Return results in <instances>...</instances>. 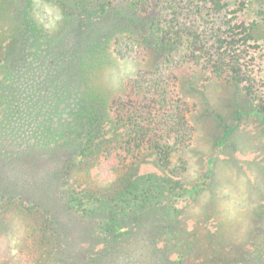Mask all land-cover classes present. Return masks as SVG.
<instances>
[{
    "label": "rangeland",
    "instance_id": "obj_1",
    "mask_svg": "<svg viewBox=\"0 0 264 264\" xmlns=\"http://www.w3.org/2000/svg\"><path fill=\"white\" fill-rule=\"evenodd\" d=\"M27 1L22 27L34 33L40 29L39 33L40 10H49L60 25L47 23L45 30L51 32L46 40L48 49L58 48L54 60L64 62L60 76L70 82L71 97L58 108L62 117L75 123L86 114L107 115L111 100L127 94L130 97L124 112L130 119L119 121L111 129L115 143H107L100 157L82 162L78 157L82 149L63 142L69 139L65 133L70 131L60 132L61 141L52 144L41 158L27 156L32 165L29 169L21 165L24 155L16 158L13 151L35 145V139L28 133L6 139L9 121L2 119L0 101V264H89L92 258L98 264H264V49L235 45L231 53L238 60L230 61L233 66L223 70L227 79H220L211 66L204 73L198 71L196 61L182 60L178 47L173 49L176 57L166 61L160 49L151 52L137 38L141 33L143 40L144 32L148 34L162 16L164 27L173 28L175 33L192 36L198 32L216 37L211 23H190L191 15L182 10L179 14L172 5L168 11L158 5L141 18L126 3L114 2L106 14L94 12L92 16L84 12L75 26L64 29L66 34L60 38L64 19L51 11L50 0ZM158 1L151 0L147 8ZM229 6L237 10V22L255 20L264 11V0H237ZM88 18L93 19L87 21ZM226 21V17L218 21L221 36L226 40L239 38L241 35L234 34ZM117 22H124L121 29L114 27ZM105 24L107 27L101 28L98 35L93 33L97 26ZM92 34L95 37L88 42ZM231 46L223 45L222 50ZM226 58H230L228 54ZM69 62L75 63V75L68 69ZM233 67L254 75L249 77L253 97L230 77ZM48 68L50 74L60 70L50 65ZM157 69L165 73L161 78L164 84L153 79ZM159 84L161 88L155 86ZM147 90L152 91L148 99L139 97V92L142 95ZM159 92L162 100L160 95L158 99L154 95ZM142 99L146 111L138 118L134 106ZM53 103L46 104L47 110V105ZM170 104L180 111L184 109L187 119L193 110L192 121L188 122L193 129L183 141L169 139L173 149L162 156L147 147L158 125L151 121L161 117L164 107V114H169ZM160 105L163 109L158 108ZM53 118L62 125L59 117ZM113 119L117 121L116 115ZM145 121L148 132L141 126ZM2 136L8 147L2 144ZM128 136L132 138L128 144L135 147L130 150L136 152L132 155L123 148ZM142 136L149 139L145 146L136 148ZM165 137L171 138L169 134ZM138 151L144 155L138 157ZM10 165L36 177L27 182L19 174L8 173ZM150 176H163L168 184H176L177 180L178 184L190 183L195 186L189 191L196 192V201L188 193L191 202L178 212L164 195L157 200L137 201L135 212L133 208L124 206L120 210L114 207L116 203L112 205L111 199L144 188ZM150 182L153 186L154 180L149 179L146 187ZM6 189L33 207L34 213L15 204L2 208ZM87 207H94L95 212H83ZM110 210H119V222L130 233L115 254L108 252L116 247L102 223L103 215ZM99 249L95 257L79 258Z\"/></svg>",
    "mask_w": 264,
    "mask_h": 264
},
{
    "label": "trees",
    "instance_id": "obj_2",
    "mask_svg": "<svg viewBox=\"0 0 264 264\" xmlns=\"http://www.w3.org/2000/svg\"><path fill=\"white\" fill-rule=\"evenodd\" d=\"M107 1L110 0H50L49 4L52 5L51 11L53 13L58 12L62 19H64L62 23L63 28L61 26L62 30L59 32L60 38H63L66 34L64 29L75 26L84 12L92 16L94 12L96 14H106L110 7L113 6L114 2L118 3L121 1L123 4L126 3V5L134 10L135 14L141 18L147 16L145 14H149L153 9L158 8V5L165 6L166 11H168L169 6L172 5L174 8L176 7V11L179 14H181L182 10L186 12L187 16L191 15V21L189 20L190 23L195 21H199L202 25H205L206 21L211 23V29L216 36L214 38H210L198 32H193L192 36L186 35L181 31L175 33L173 28L164 27V23L161 22V20L164 21L163 16L160 18V21L153 23V28L149 29L147 32L148 34L144 32L143 40L141 39V33H139L137 36L139 41L141 43L144 42L151 52H158L160 49V55L163 56L166 61L176 57L173 53V49L178 47L181 59L185 60L188 58L190 61H196L197 65L200 67L198 71L207 73L211 66V71L217 76L219 75L218 78L227 79V77H223V70H225V67L233 66L230 61L236 59V55L231 53L235 51V45L239 44L247 47L253 46L255 48L264 49V11H262L255 20L237 22L239 21L237 10L229 6L231 3H236L237 0H159L157 2L158 4L152 5L149 8H147V6L150 4L151 0H111L110 4H107ZM145 2L146 4H142ZM28 6L29 3L27 0L26 2L23 0H14L12 2H10V0H0V24L2 22V27L0 25V40H2V43H0V64H2V76H0L2 97H0V101H2V119L9 121V130L5 136L6 139H8V137L15 139L16 134L19 136L18 133H28L36 142L35 145L27 146L24 149L20 147L15 151H13L12 148L9 149L15 153L16 158L24 155V162L21 165H26L31 169V161H29L27 156L33 159L41 158L45 151L51 148L50 146L52 144L61 141L59 140L62 135H60V132L64 133L70 131L65 133L69 139L63 140V142L77 149H82L78 157L83 159L82 162L86 160L89 162L100 157L107 143H115L113 134L111 137V129L117 126L119 121H129L130 116L124 112V109L127 108L130 96L126 94V96L118 95L113 98L109 105L111 111L109 110V114L107 115H104L105 113L86 114L80 122L77 121L75 123L68 120L67 116L62 117V112H58V108L61 102L64 100L68 101L71 97L70 82L67 78L63 79L60 76L64 70V62L59 64L61 60H54L53 55L56 54L58 48H56V46H50L48 49L46 40L50 38L49 35L51 32L45 30L48 26L47 23H50L53 27L60 25L54 20L53 16L51 17L49 10H40V15L42 17V25L40 28H42V30L39 33L38 31L40 29L35 33L29 29L27 30L22 27L21 24L26 22V16L24 15H27L26 9ZM223 17L227 18L226 22L228 27L232 28L234 34L241 35L239 38L226 40L221 36L223 30L220 29L221 24H219L218 21ZM92 19L93 18H88L87 21H91ZM177 20H179V18ZM122 24H124V22H117L114 27L121 29ZM104 27H107V24L104 26H97L93 33L98 35L101 28L103 29ZM94 37V34L90 35L88 42L92 38L94 39ZM223 45L232 46L227 50H222ZM87 47L88 45H85V48ZM39 52H42V54L40 55ZM227 54L230 58L224 59V56ZM64 56L65 55L62 54V58ZM236 60H238V58ZM48 65L53 68H60L59 73L54 72L50 74ZM75 67L74 62H69L68 69L74 75L76 74ZM245 71L246 73L244 70L233 67L230 77L237 85L242 87L247 95L253 97L254 91L249 79L251 75L249 76L248 70ZM153 76V79L161 82L160 84H164L161 78H165V73L161 69L155 70ZM253 76L252 74L251 77ZM60 79H62V81H60ZM160 84L155 86L161 88ZM132 88L134 90L135 87ZM150 94H152L151 90L145 91L142 95L141 92H139V97L146 100ZM154 95L157 99L159 95L161 100L163 99V95L160 92ZM52 101H54V103L47 105L49 108L47 110L46 104L52 103ZM164 101H166V98H164L163 102ZM86 105L87 107L89 106V104ZM134 107L136 108L135 111L138 118L141 113L145 114L146 104L143 103V99L141 101L139 100ZM158 108L163 109V105H160ZM164 111L165 107L162 110L161 117L151 121L154 125L158 122L157 129H155L152 138L148 141L149 138L142 136V140L137 143L138 146L136 148L145 146L147 143L145 141H148L150 145L147 148L152 147V149L157 151L158 155L167 156L173 149L169 139L183 141L192 134L190 130L193 128L188 122H190V119L192 121L193 110L189 115V119L186 118L184 109L180 111L179 107L172 108L169 114H164ZM55 115L59 117L62 124L61 126L60 122L57 124V120H54L53 117ZM115 115L117 121L113 119ZM42 116L44 117L43 119L40 118ZM15 125L17 126L15 127ZM141 126L144 131L148 132L144 128L148 126L146 121L141 124ZM19 130L20 132H18ZM57 130L59 131L58 134H56ZM140 133L142 134V132ZM166 134H169L171 138H166ZM129 142L132 143V138L128 136V139L124 142L123 148L127 149V154L132 155L136 152H130V150L135 147L128 144ZM2 144L7 146V141L4 136H2ZM138 154V157L144 155L143 152L140 151H138ZM163 165H165L164 161ZM7 172L19 174L27 182L34 180L36 177L26 170L20 172L16 171L11 165L8 166ZM148 178L154 180V182H152L153 186L150 185V182L146 187L148 179L143 183L144 188L137 189L133 192L129 189V192H131L130 195L111 199L110 202H112V205L116 203L114 207L120 208V210H123L124 206L131 210L133 206L136 205L137 201L141 200L143 202H148L153 199L157 200L161 195H164L167 199L171 200V206L174 211L178 212L182 209V206H187L191 202L188 193L194 196L195 201L197 199L196 192L191 193L189 191L191 188L195 187L191 186L190 183L184 182L178 184L179 182L176 179V184H168V180L163 176H159L156 179L152 176ZM28 187H30L29 184ZM10 192L11 191L8 189L4 190L2 194V208L6 209L8 206L15 204L29 211V213H34L33 207L26 206L24 202H20ZM135 208L136 207L133 208L132 212H135ZM83 212L93 213L95 212V208L93 207L92 210V208L87 207ZM118 214L119 210H110L106 216L103 215L102 217V223L109 229L108 234L113 237V244L116 247V250L108 251L112 254L120 251L123 247V239L130 236L127 228L121 226ZM5 228L8 227H2V229ZM109 243L111 244L112 242H107V244ZM113 244H111L110 247H112ZM99 252L100 249L95 252H89L88 254L85 252V254H82L79 258L87 260L90 256L95 257ZM97 262V259L92 258L89 264H98Z\"/></svg>",
    "mask_w": 264,
    "mask_h": 264
}]
</instances>
